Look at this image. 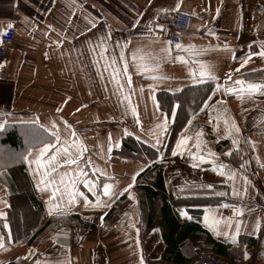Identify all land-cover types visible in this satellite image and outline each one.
Returning <instances> with one entry per match:
<instances>
[{"label":"crops","instance_id":"0c3cea01","mask_svg":"<svg viewBox=\"0 0 264 264\" xmlns=\"http://www.w3.org/2000/svg\"><path fill=\"white\" fill-rule=\"evenodd\" d=\"M174 12L191 15L190 29L181 35L180 43L203 53L196 59L207 63L218 78L213 87L217 82L225 83V74L239 67L241 56L251 50L259 52L264 44V0H0V32L9 24L15 29L13 44L3 56L0 54V123L5 124L0 133L8 126L28 131L33 125L23 122L29 120L49 128L54 123L62 141L79 139L87 149L80 164L85 169L84 178L95 182L98 190L103 183H110L115 193L111 199L101 195L107 206H85L78 198L68 214L48 215L50 193L35 189L28 163L24 161L21 173L29 195H18L10 172L0 170V212L5 214L0 217V264H140L141 259L143 263L185 264L201 254H214L233 264H264V219L260 230L253 231L257 217L264 218V95L237 99L232 94L223 95V89L215 95L210 92L213 98L188 118L191 124L186 121L168 152L174 117L158 111L151 96H175L199 87L189 77V68L196 65L191 59L188 65L176 62L177 55L188 58V54L172 44L171 59H162L156 73L166 78L154 81L137 74L132 53L142 49L163 58L161 48L171 35L168 20ZM89 20L96 22L95 28ZM86 25L90 29L87 32ZM156 25H163V30ZM109 30V55L116 41L127 42L124 52L131 88L125 80L124 94L135 114L127 102L120 103L108 73L103 71V62L93 65L99 57L91 55L86 44ZM157 37L160 41L154 43ZM240 72L248 74L245 79L260 81L264 78V58L252 56ZM177 88L181 91L174 92ZM223 112L241 129L242 141H252V145L241 143L244 151L239 156L235 152L224 155L232 145L230 139L223 138V119L217 120L218 113ZM164 118L168 120L167 130L160 134L157 144L153 132ZM72 131L76 137H71ZM199 131L206 141L201 154L211 150L219 162L236 169V187L242 184L241 157L248 161L245 175L250 186L242 198L232 194V181L226 182L225 177L211 171V164L192 166L190 153L198 152L194 144ZM183 135L192 139L183 153L173 156L172 150ZM89 161L105 175L94 174L93 167H87ZM155 167L161 169L162 188L154 184L156 173H149ZM66 170L75 171L76 165L61 161L57 172ZM208 184L214 186L212 191L225 195L180 192ZM76 186L89 201H95L83 183ZM233 206L242 207L243 215L234 217ZM181 211L186 215L181 216ZM206 214L210 220L213 215L231 219L230 232L240 220L238 243L233 245L210 231L203 223ZM129 218L135 227L128 226ZM61 230L66 235H58ZM53 236L59 242H54Z\"/></svg>","mask_w":264,"mask_h":264},{"label":"snow or ice","instance_id":"6c2138e0","mask_svg":"<svg viewBox=\"0 0 264 264\" xmlns=\"http://www.w3.org/2000/svg\"><path fill=\"white\" fill-rule=\"evenodd\" d=\"M179 8V4L176 5ZM91 24L92 28L96 27V22L93 20L88 21ZM107 27V25H105ZM9 28L12 27L11 24L8 25ZM135 27V25H133ZM155 27L163 30V25H156ZM90 29L85 26L84 31L87 32ZM148 31H152L151 28ZM2 34V32H0ZM83 34V33H81ZM111 41V32L109 30L108 34H101L95 42L92 40L86 41L88 45L89 53L93 56H98L99 60H93V65L98 66L100 62H103V71L108 73V80L115 87V91L118 94L119 101L121 104L127 102L128 109L135 114V109L131 105L130 98L124 94L125 89V80L127 81V86L131 88V75L129 74V66L125 56L124 49L127 47V42L116 41L113 46L112 54L109 55V43ZM160 38L157 37L153 42H159ZM164 47L161 48V52L165 55L163 58L152 56L148 53H144L142 49H137L132 53V60L134 63V67L136 68L137 74H144L146 78L156 80H162L166 77L160 76L156 74L160 67V62L162 59H171V47L172 42L169 40H164ZM175 49L181 52H185L188 54V58H185L183 55H177L175 57L176 62H181L185 65L189 64V59H191V63L195 64V69L189 68V77L193 85H205L207 91L204 93V97L201 98L202 104H207L209 100L213 98V96L208 95L211 92L215 95L217 92H220L223 89V95L232 94L235 95L237 99H242L244 97H252L253 95L259 93L264 95V78H261L260 81H253L245 79L244 77L248 75L247 73H241L240 69L244 67L245 64L249 63L252 56H259L264 58V44L260 45V51L251 50L247 54L241 56L239 58L240 64L239 67L235 69H230L228 73L225 74L224 84L216 83L215 87L212 86L213 81H218L216 75L212 72L210 66L203 62L202 60L196 59L203 53L201 51H197L195 46L188 45L185 46L182 43L177 42L174 45ZM227 47V45H225ZM118 51L119 55H116ZM235 59V57H234ZM122 66V67H121ZM256 71L255 69L252 70ZM100 79H104L103 75L98 72ZM234 75L236 78H234ZM231 81V84L228 83ZM107 91V89H105ZM143 90L141 89V92ZM181 89L177 88L174 92H180ZM154 101V104L157 106L158 111L163 110V105L165 102H161L158 98L155 97V94L151 96ZM168 108L167 111L172 117H178L180 111L183 108V104L180 102L178 97H173V101H166ZM218 103L222 104L223 101H219ZM59 111V109H58ZM211 119V117H210ZM223 119L224 124V132L223 138H227L231 140L232 147L229 151L225 152V156L231 155L233 152L236 153L237 156L240 155L241 152L244 151L243 148L240 147L241 143H245L246 145H252L251 140L242 141L241 139V129L237 126L236 122L232 120L229 116H227L226 112L218 113L217 120ZM264 119V117H262ZM139 123V120L136 121ZM27 123L33 125L31 129H29L26 133V140L28 143V148L26 149L27 154H21V158L29 164L31 175L34 178V187L37 191H43L45 193H50L47 197L46 206L48 215H66L70 211L71 207H74L78 202V198L83 199L85 206H88L90 203L93 207H102L107 206L105 201L101 200V195L104 197H108L111 199L112 196L115 195L113 191V185L110 183H103L102 189L98 190V185L95 182L89 181L85 179V169L80 167V164H83L84 161L82 159L84 153L87 149L83 146L82 142L79 139H68L65 138L63 141L61 140L60 131L57 126L53 123L51 128L46 127L44 125H40L38 120H29ZM188 123L191 124V120H188ZM168 120L167 118L162 119V122L156 126V131L153 132V136L156 138L157 144H159V136L161 133L167 130ZM5 127L4 123H0V129ZM65 127H69L67 122H65ZM213 131H216L214 128ZM127 134V132H126ZM76 132H71V137H76ZM203 132L199 131L195 134V144L194 147L198 150L196 154L190 153L192 156L193 167L199 166L202 163L211 164V171L215 172L217 175L225 177V181H232V194L234 196L242 198L245 194L248 193L250 181L247 175H245V171L247 170L248 161H244L239 165L240 170V181L242 184L240 187H236L237 181L235 180L236 169L232 168L230 165H227L223 162H219L217 159V154L212 152L211 150H207L206 154H201L202 145L206 144V141L202 139ZM52 138L55 139V143L52 142ZM192 139L187 135H183L180 139L177 140L176 148L172 150V155L176 156L178 152L183 153L185 151V146L188 145L189 140ZM111 142V137H109ZM152 147H156V144H153ZM50 149L52 150L50 152ZM253 151L255 148L253 146ZM34 157V158H32ZM61 161L64 165L71 166L76 165V170H66L62 173H58V168L61 167ZM257 161L259 162L258 158ZM34 166V169L32 168ZM264 166V165H262ZM87 167H93L91 162L89 161ZM143 169H141L142 171ZM100 172L101 175H105L103 171L99 168L93 167V173ZM55 174V175H54ZM135 180V176L133 177ZM77 183H83L84 186L93 193L95 196V201H89L88 197L84 195L77 188ZM132 185L129 184L130 188ZM200 188L213 189L214 186L212 184L208 185H200ZM183 191V189H181ZM216 196H224L225 193L213 191ZM131 198V197H130ZM3 201H0L2 203ZM67 205V207H66ZM7 206V205H6ZM219 207H229L228 204H220ZM252 209H248L251 211ZM244 209L240 206H233L232 212L234 217H240L243 215ZM4 212H0V217H3ZM181 216H185L186 213L181 211ZM190 218V217H189ZM261 217H257L254 225L253 231L260 230L261 228ZM203 223L205 226L212 231L217 236H224L226 240H230L233 245H236L237 236L239 235L241 229V221H235V231L230 232L227 229H230L233 225V221L226 217L212 216L211 220L209 216L206 214L203 219ZM129 227H135L132 223L131 218L128 221ZM4 228H8V224L4 225ZM139 229H137V232ZM66 235L63 233V230L58 234ZM52 239L54 242H59L56 236H53ZM9 242H11V237H9ZM3 245V238H0V246ZM137 246L139 247V241H137ZM63 247V245H62ZM244 258H248V254L245 251ZM39 264V261L36 262ZM70 264V262H68ZM141 264H143V259H141Z\"/></svg>","mask_w":264,"mask_h":264},{"label":"trees","instance_id":"16d2710c","mask_svg":"<svg viewBox=\"0 0 264 264\" xmlns=\"http://www.w3.org/2000/svg\"><path fill=\"white\" fill-rule=\"evenodd\" d=\"M212 86H213V82ZM191 92L181 93L180 95H175L178 97L180 102L183 104V108L180 111L178 117H175L173 120V130L171 132L167 151L173 146L177 133L181 130L182 126L186 123L188 118L194 114L201 107V98L204 97V93L207 91L205 85H199L190 88ZM188 89V90H190ZM210 93V92H209ZM208 93V95H209ZM174 95H158V99L161 102H165L163 105V111L166 114H169L167 111L168 105L166 101H173ZM26 132L27 130H19L18 127L8 126L4 129L2 133H0V170H8L10 172V181L13 185L14 189L18 191V195H29L28 188L24 181L25 175L22 174V170L24 169V160L21 158V154H26V149L28 148V143L26 140ZM125 145V144H124ZM155 172L156 179L154 180V184L158 188H162L161 184V169L155 167L149 173ZM148 173V174H149ZM147 174V175H148ZM136 188L139 189V187ZM141 189V188H140ZM145 191H148L145 189ZM181 193L193 192L195 195H211L212 189L206 188H190L184 189L180 191ZM150 195H159V193H150ZM218 202V201H215ZM31 217V216H30ZM29 217V219H30ZM174 227H172L173 229Z\"/></svg>","mask_w":264,"mask_h":264},{"label":"built area","instance_id":"2783aa9c","mask_svg":"<svg viewBox=\"0 0 264 264\" xmlns=\"http://www.w3.org/2000/svg\"><path fill=\"white\" fill-rule=\"evenodd\" d=\"M192 17L187 13L174 12L168 20V27L171 31L169 41L172 44L181 42V35L187 33L190 29ZM15 39V29L12 26L7 28L0 36V54L3 56ZM141 264V263H140ZM143 264H175L163 261L148 260ZM185 264H233L232 262L218 257L214 254H201L194 257L190 262Z\"/></svg>","mask_w":264,"mask_h":264},{"label":"rangeland","instance_id":"374dc122","mask_svg":"<svg viewBox=\"0 0 264 264\" xmlns=\"http://www.w3.org/2000/svg\"><path fill=\"white\" fill-rule=\"evenodd\" d=\"M202 116H204V115H202Z\"/></svg>","mask_w":264,"mask_h":264}]
</instances>
